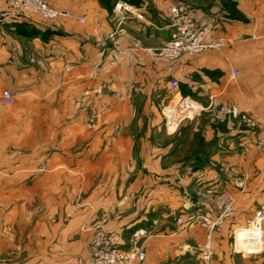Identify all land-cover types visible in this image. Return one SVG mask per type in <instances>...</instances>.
<instances>
[{
    "label": "crops",
    "instance_id": "0c3cea01",
    "mask_svg": "<svg viewBox=\"0 0 264 264\" xmlns=\"http://www.w3.org/2000/svg\"><path fill=\"white\" fill-rule=\"evenodd\" d=\"M46 1L83 23L0 22V95H16L0 105V264H79L97 226L140 248L141 264H206L204 230L176 220L228 202L207 264H264V222L254 252L233 250L264 205V0ZM117 2L142 19L115 15ZM177 3L224 44L157 59Z\"/></svg>",
    "mask_w": 264,
    "mask_h": 264
},
{
    "label": "built area",
    "instance_id": "2783aa9c",
    "mask_svg": "<svg viewBox=\"0 0 264 264\" xmlns=\"http://www.w3.org/2000/svg\"><path fill=\"white\" fill-rule=\"evenodd\" d=\"M3 9L0 11V21L12 22L25 15H36L43 20L52 21L60 17L77 20L83 23L82 19L71 16L68 12L50 6L46 0H2ZM128 12L137 19H142V15L136 12L131 5L124 2H117L114 5L113 13L122 16ZM169 37L157 50L156 56L162 60L173 62L184 55L193 56L208 49H214L224 44L223 40L207 41L206 34L197 28L192 10L182 4L177 3L170 8V23L168 25ZM123 30H118V33ZM112 33L108 38H113ZM140 42L134 41V48H139ZM232 71V75H236ZM177 83L170 82V89L175 90ZM16 103V95L10 90H4L0 95V105L10 107ZM179 109L190 110L189 101L181 102ZM195 118L200 117L201 112L192 110ZM230 115L234 118L240 117L246 120L245 115H240L235 109L230 110ZM1 139V135H0ZM42 171L45 167L40 168ZM233 217L232 203L228 202L223 210L214 218L192 214L186 219L178 218L176 223L180 227L198 225L204 230L205 241L201 250V258L204 263H209L212 256V240L219 232L225 221ZM264 222V205L254 212L251 222L246 227L237 228L233 234V250L245 253L241 244L252 242L254 247L248 252H254L260 239L262 223ZM121 234L109 232L102 226H97L90 238L87 257L80 260L79 264H140L144 260V254L138 247L129 250L121 248Z\"/></svg>",
    "mask_w": 264,
    "mask_h": 264
},
{
    "label": "rangeland",
    "instance_id": "374dc122",
    "mask_svg": "<svg viewBox=\"0 0 264 264\" xmlns=\"http://www.w3.org/2000/svg\"><path fill=\"white\" fill-rule=\"evenodd\" d=\"M25 16H36V15H25ZM25 16H23V17H25ZM38 17V16H37ZM22 18V17H21ZM40 18V17H39ZM1 22V21H0ZM3 22H5V21H3ZM7 22V21H6ZM157 57V56H156ZM157 59H160V58H158L157 57ZM160 60H162V59H160ZM165 61V60H164ZM133 92H134V90L132 89V90H128V98H127V100L129 101V103H128V105L130 106V108H131V120L129 121V124H128V130L130 131V134H131V136H133L134 137V134H135V132H134V130H135V124H136V122H135V116H134V107H135V103L133 102V96H131V93H132V95H133ZM150 131H148V133H149ZM135 138V137H134ZM133 138V139H134ZM1 140V139H0ZM134 148H135V146H133ZM179 157H180V155H177L176 157H174V159H179ZM179 161V160H178ZM179 178H181V173L180 172H178L177 173V177H176V180H179ZM93 232H94V230H93ZM144 261V260H143ZM142 261V262H143ZM141 262V263H142ZM140 263V264H141Z\"/></svg>",
    "mask_w": 264,
    "mask_h": 264
},
{
    "label": "trees",
    "instance_id": "16d2710c",
    "mask_svg": "<svg viewBox=\"0 0 264 264\" xmlns=\"http://www.w3.org/2000/svg\"><path fill=\"white\" fill-rule=\"evenodd\" d=\"M198 159H199V161H201V160H202V159L200 160V158H198Z\"/></svg>",
    "mask_w": 264,
    "mask_h": 264
}]
</instances>
